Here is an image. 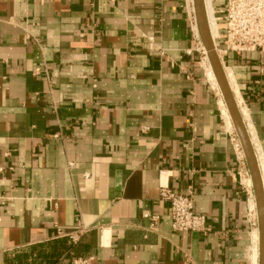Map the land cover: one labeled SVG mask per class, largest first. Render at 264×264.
I'll list each match as a JSON object with an SVG mask.
<instances>
[{"label": "crops", "instance_id": "1", "mask_svg": "<svg viewBox=\"0 0 264 264\" xmlns=\"http://www.w3.org/2000/svg\"><path fill=\"white\" fill-rule=\"evenodd\" d=\"M199 55L188 0H0V264H259ZM225 60L261 166L264 53ZM162 186L193 189L208 231H173ZM82 227L77 244L57 236Z\"/></svg>", "mask_w": 264, "mask_h": 264}, {"label": "built area", "instance_id": "2", "mask_svg": "<svg viewBox=\"0 0 264 264\" xmlns=\"http://www.w3.org/2000/svg\"><path fill=\"white\" fill-rule=\"evenodd\" d=\"M214 13L217 16L216 22L219 25L217 43L216 41L214 43L221 63L226 64L225 59L230 53L236 56L254 52L264 53V0H227L222 10L214 9ZM190 17L197 49L201 52L204 47L201 37L195 33L194 27H198V24L194 7L190 9ZM54 137H59V135H54ZM231 137L242 167L240 175L242 176L244 173V177L249 176V172L246 170V157L240 139L235 131H232ZM252 188L250 189L252 190ZM160 189L161 197L170 203V219L173 231L180 233H204L208 231L206 217L198 214L195 210L193 189L190 188L185 194L175 193L165 186ZM251 197L254 200V194ZM249 216L252 225L258 228L257 211L250 210ZM144 217L151 221L153 227L159 222L158 216H151L149 213H145ZM86 232L87 229L84 227L79 231L68 234L58 229L57 236L58 238L68 239L71 244H77L81 236ZM93 261V256H77L72 259L70 264H93Z\"/></svg>", "mask_w": 264, "mask_h": 264}, {"label": "water", "instance_id": "3", "mask_svg": "<svg viewBox=\"0 0 264 264\" xmlns=\"http://www.w3.org/2000/svg\"><path fill=\"white\" fill-rule=\"evenodd\" d=\"M193 1H194L196 20L202 42L208 52V57L210 59L212 68L216 74L220 89L224 97V101L231 114L235 130L243 147L245 157L251 173L258 217H259V234H260L259 264H264V185H263L259 163L250 136L248 134V130L246 128L240 110L236 103L234 94L226 78L224 67L216 52L215 43L213 42L210 32L205 0H193Z\"/></svg>", "mask_w": 264, "mask_h": 264}, {"label": "bare ground", "instance_id": "4", "mask_svg": "<svg viewBox=\"0 0 264 264\" xmlns=\"http://www.w3.org/2000/svg\"><path fill=\"white\" fill-rule=\"evenodd\" d=\"M188 1H190L189 2V4H190V6H191V9H193V6H192V4H193V1L192 0H188ZM205 5H206V11H207V17H208V22H209V27H210V32H211V36H212V39H213V42H215L216 41V39H217V37H218V29H219V25L217 24V22H216V18H217V16L215 15V13H214V9H213V6H212V3H211V1L210 0H205ZM215 21V22H214ZM216 24V25H215ZM194 29H195V33L199 36V37H201L200 36V32H199V29H198V27H194ZM216 35H217V37H216ZM202 40V39H201ZM204 51H205V55H206V57L204 58V63H203V65H204V67H205V65H206V69L208 68V77H209V80H210V82H212V84L214 85V87L215 88H217L218 90H219V88H220V86L218 87V85H219V83H218V80H217V77H216V74H215V72H214V70H213V68H211L212 67V65L211 64H207L206 62H208L209 63V57H208V52H207V50H206V48L204 47ZM211 63V62H210ZM224 68H226V66H224ZM225 71V75H226V78H227V80H228V83H229V85H230V88H231V90H232V92H233V94H234V97H235V100H236V103H237V105H238V108H239V110H240V113H241V115H242V118H243V120H244V122L245 123H247V120H248V112H247V110H246V108H245V105H244V103H243V100H242V97H241V95H240V92H239V90H238V88H237V85H236V82H235V80H234V78H233V74H232V71L231 70H224ZM214 72V73H213ZM216 77V78H215ZM216 80H217V82H216ZM218 83V84H217ZM220 91H221V89H220ZM220 91H219V93H220ZM222 92V91H221ZM223 95V94H222ZM224 98V97H223ZM225 102V101H224ZM220 103H221V107H222V112H223V115H224V117H225V119H226V121H227V124L229 125V127H231L232 126V123H231V120H232V117H231V114H230V112H229V109H228V107H227V109H226V107H225V105H224V103H223V101L221 100V98H220ZM228 112H229V114H230V116H229V114H228ZM230 117H231V119H230ZM233 121V120H232ZM233 127V129L231 130V131H235V129H234V126H232ZM247 127V130H248V133H249V136L250 137H252V138H250V139H254V137H253V135H252V133L254 132H252V129H251V124L249 125H247L246 126ZM254 134V133H253ZM255 139H256V137H255ZM254 141V140H253ZM261 154V153H260ZM257 155V154H256ZM258 156V155H257ZM259 158V157H258ZM260 162V161H259ZM258 162V163H259ZM263 162V161H262ZM261 163V162H260ZM263 164L264 163H262L261 164V166H259L260 168H261V175H262V180H263V185H264V166H263ZM249 180V184H250V186H248L249 188H251V187H253L252 185H251V183H250V179H248ZM253 203V202H252ZM260 234H259V236L257 235V234H255L254 235V242H255V247H254V250H253V252H254V257H255V260H256V258L258 257V244H260Z\"/></svg>", "mask_w": 264, "mask_h": 264}, {"label": "rangeland", "instance_id": "5", "mask_svg": "<svg viewBox=\"0 0 264 264\" xmlns=\"http://www.w3.org/2000/svg\"><path fill=\"white\" fill-rule=\"evenodd\" d=\"M193 1V0H192ZM193 3H194V1H193ZM193 7H194V4H193ZM190 9H191V6L189 7ZM195 9V8H194ZM215 22V21H214ZM210 25V24H209ZM216 25V24H215ZM211 30V29H210ZM216 37H217V35H216ZM203 43V42H202ZM216 43H217V41H216ZM203 47H204V44H203ZM204 50H201V52H200V63H201V66H202V68H203V71H204V73H205V75H207L206 76V79L210 82V80H209V77H208V68L206 69L205 67H206V65H205V67H204V65H203V63H204V58L206 57V55L204 54ZM207 64H211L210 63V60H209V63L208 62H206ZM222 65H223V67L224 66H226V67H228V65L227 64H223L222 63ZM212 68V67H211ZM228 68H224V70H227ZM214 73V72H213ZM216 78V77H215ZM216 82H217V80H216ZM211 83V85L214 87V85L212 84V82H210ZM218 84V83H217ZM218 87H219V85H218ZM215 88V87H214ZM214 91L216 92V93H218V97L219 96H221V100L223 101V103H224V105H225V107L227 106L226 105V103L224 102V98H223V95H222V92L220 91V88H219V90L217 89V88H215L214 89ZM219 91H220V93H219ZM223 98V99H222ZM226 109H227V107H226ZM228 110V109H227ZM228 114H229V112H228ZM229 116H230V114H229ZM230 119H231V117H230ZM231 123L233 124V121L231 120ZM233 126H234V124H233ZM233 128V127H232ZM234 129H235V127H234ZM235 132H236V130H235ZM237 133V132H236ZM245 154V153H244ZM246 162H247V160H246ZM247 164V166H246V170L249 172V176H250V178H249V176H246L245 177V179L247 178H249L250 179V183H251V185L253 186V182H252V178H251V173H250V170H249V166H248V163H246ZM247 184V183H246ZM252 191H253V194H254V196H255V193H254V188H252ZM253 211H257V205H256V200L254 199V202H253ZM257 213H258V211H257ZM258 220H259V217H258ZM255 230H257L258 231V233H259V223H258V229H255ZM260 241V240H259ZM259 256H260V244H259Z\"/></svg>", "mask_w": 264, "mask_h": 264}, {"label": "trees", "instance_id": "6", "mask_svg": "<svg viewBox=\"0 0 264 264\" xmlns=\"http://www.w3.org/2000/svg\"><path fill=\"white\" fill-rule=\"evenodd\" d=\"M55 247H57V249L60 248V250L64 253V256L68 255L69 252L71 251V248H73V246L71 247V246L67 245L66 241L60 242L58 245H55Z\"/></svg>", "mask_w": 264, "mask_h": 264}]
</instances>
